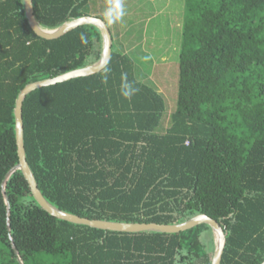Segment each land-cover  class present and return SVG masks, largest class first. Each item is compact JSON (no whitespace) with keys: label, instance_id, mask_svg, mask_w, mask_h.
Returning a JSON list of instances; mask_svg holds the SVG:
<instances>
[{"label":"trees","instance_id":"trees-1","mask_svg":"<svg viewBox=\"0 0 264 264\" xmlns=\"http://www.w3.org/2000/svg\"><path fill=\"white\" fill-rule=\"evenodd\" d=\"M32 2L45 29L90 11V0ZM185 13L173 111L111 35L101 71L26 95V161L42 195L63 211L163 224L206 214L226 233L220 264H261L264 0H185ZM101 51L97 26L46 39L30 27L24 0H0V264H20L10 236L23 264H211L216 242L207 223L165 233L68 222L39 205L19 169L5 183L7 216L2 181L18 163L19 92L92 64ZM122 73L139 89L130 100L120 92Z\"/></svg>","mask_w":264,"mask_h":264},{"label":"water","instance_id":"water-1","mask_svg":"<svg viewBox=\"0 0 264 264\" xmlns=\"http://www.w3.org/2000/svg\"><path fill=\"white\" fill-rule=\"evenodd\" d=\"M24 8L30 27L38 36L46 39L58 38L80 25L93 24L97 26L100 29L102 36V51L100 58L92 64L86 65L81 68L73 69L53 77H48L30 82L19 92L14 109L15 139L17 145L18 163L8 170L2 181V192L7 208V216H9L10 205H9L8 197L5 194V183L6 180L9 178V176L15 170L19 169L22 171L25 179L27 180L31 193L34 196L35 200L39 203V205L54 217L58 219L66 220L68 222H72L75 224H83L93 228L118 231V232L158 231L165 233H177L180 231L190 229L198 224L207 223L210 225L214 233L215 242H216L213 256L211 259V264H220L222 253L226 243V233L223 230L221 224L217 220L213 219L212 217L206 214H197L184 222L175 223V224H163L156 222H116V221H108L102 219H92L88 217L79 216L73 213H69L53 206L45 199L40 189L38 188L36 179L26 161L24 142H23V121H22L23 100L25 99L26 95L29 92L37 88L53 85L58 82H63L80 76L91 75L101 71L106 66V64L110 59L112 36L106 22L100 17L84 15L66 21L54 29H45L42 28L36 21L33 12L32 0H24ZM7 228L8 230H10L9 218H7ZM10 240L14 252L19 260V263L23 264V261L21 260L19 252L15 244L13 243L11 236H10ZM261 264H264V261H262Z\"/></svg>","mask_w":264,"mask_h":264},{"label":"rangeland","instance_id":"rangeland-1","mask_svg":"<svg viewBox=\"0 0 264 264\" xmlns=\"http://www.w3.org/2000/svg\"><path fill=\"white\" fill-rule=\"evenodd\" d=\"M124 17L118 21L127 30L125 39L134 44V58L143 82L163 95L166 113L176 107L178 58L185 18L184 0H123ZM110 24L114 43L117 31ZM92 58V57H91Z\"/></svg>","mask_w":264,"mask_h":264},{"label":"clouds","instance_id":"clouds-1","mask_svg":"<svg viewBox=\"0 0 264 264\" xmlns=\"http://www.w3.org/2000/svg\"><path fill=\"white\" fill-rule=\"evenodd\" d=\"M125 15V7L123 0H109L108 6L105 8L104 17L109 24H114L120 21ZM81 41L87 43L83 36H81ZM110 69H105V75L103 77L104 81H107V73ZM138 88L133 86V83L129 81L127 73L121 74V86L120 92L125 99H131L137 92Z\"/></svg>","mask_w":264,"mask_h":264},{"label":"crops","instance_id":"crops-1","mask_svg":"<svg viewBox=\"0 0 264 264\" xmlns=\"http://www.w3.org/2000/svg\"><path fill=\"white\" fill-rule=\"evenodd\" d=\"M108 3L109 0H90L89 3L90 11L88 15L102 18L106 22L111 32L110 24L107 22V20L104 17V11L105 8L108 6ZM113 26H114L113 28H115L117 31L116 35L118 39L116 42L118 43L120 48L124 50V52L129 54L134 50V44L129 40L125 39V36L127 35L128 31L126 29L125 30L121 29V23L119 22L114 23ZM111 35L113 36L112 32Z\"/></svg>","mask_w":264,"mask_h":264}]
</instances>
